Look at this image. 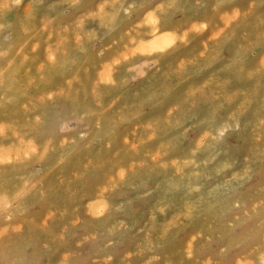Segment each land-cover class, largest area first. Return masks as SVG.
Masks as SVG:
<instances>
[{
	"label": "rangeland",
	"instance_id": "1",
	"mask_svg": "<svg viewBox=\"0 0 264 264\" xmlns=\"http://www.w3.org/2000/svg\"><path fill=\"white\" fill-rule=\"evenodd\" d=\"M132 2L24 0L0 12V194L17 188L30 194L11 220L0 216V229H9L4 242L30 264H59L64 253L73 264L257 259L264 245V164L254 165L251 180L242 176L246 156L260 159L252 128L264 89L234 61L242 57L250 69L264 55V43L242 47L259 32V5L215 48L204 47L210 34L204 33L168 52L188 37L176 32L192 23L199 30L194 22L204 19L215 28L222 13L247 9L250 0H180L161 31L158 17L144 15L159 0H136L125 16L120 6ZM181 59L193 64L184 75ZM207 77L205 86L215 81L229 93L260 94L239 131L197 154L204 138L192 150L195 137L213 123L210 96L185 105L186 136L164 124L158 134L157 125L169 105L184 101L187 91L195 94ZM125 136L138 154L127 150ZM117 162L128 167L98 193ZM193 177L199 183H191Z\"/></svg>",
	"mask_w": 264,
	"mask_h": 264
},
{
	"label": "clouds",
	"instance_id": "2",
	"mask_svg": "<svg viewBox=\"0 0 264 264\" xmlns=\"http://www.w3.org/2000/svg\"><path fill=\"white\" fill-rule=\"evenodd\" d=\"M179 3L180 0H159V2H154L152 7H146L144 11V15L154 14L156 17H158L159 30L161 31L163 25L165 24V17L169 14L171 10L175 9ZM23 4H24V0H0V12H6L10 9L21 7ZM258 5H259V19H260L259 32L256 34L255 39L249 40L248 44L242 47L248 48L255 45L257 42L264 43V0H250L249 7L247 9L234 7L233 9L222 13L220 17L222 24L216 25L215 28H213L209 20L204 19L194 22L201 25V28L199 30L193 31L192 30L193 23H192L190 26L184 29L183 32L174 31L178 34V36L183 35L185 31H187L188 37L186 40L178 39L176 45L173 48L169 49L168 52L174 49L175 47H177L181 43L185 45L188 44L190 42L189 38L191 36L203 35L204 33H210L207 40L204 42V47H205V43L207 42V44L211 48H215L220 44L222 40L230 39L231 36L234 34L236 27H239L242 23L248 20L249 17L255 15L257 13ZM141 6L143 7V5ZM120 7L123 10V14L125 16L130 17L136 9V0H133L132 3H129L127 7H125L124 5H121ZM214 8L215 10H218L219 4L215 5ZM221 29L223 31L219 39L218 40L212 39L213 33ZM181 60L187 61L185 64V68L183 70V75H184L185 73L188 72L190 66L193 64L191 62V59L189 60L181 59ZM181 60L177 62L176 68L174 70L175 74L180 72V70L178 69V65L180 64ZM234 65L237 67L238 71L246 74L248 79L257 80V78H259L258 82L260 83L261 88L264 89V55L260 57L259 61L253 68L250 69L247 68L243 62L242 57L234 61ZM156 66L157 65L155 63H152L150 65L151 69H153ZM208 79L209 77L205 78L198 85L194 86L196 88L195 94H191L189 91H187L184 101L169 105L165 110L162 120L159 121L157 125L158 134L161 124H164L178 128L179 134L181 136H186L188 132L191 130V124L184 123L181 120L182 113L185 110V105L189 103H194L200 96H205V95L210 96L215 104L212 113L213 123L210 126L205 127L199 133V135L195 137L192 150L197 149L199 141L201 140V138H204V144L198 148L197 154L211 147L213 144H218L222 142L230 133L239 131L242 127V124L247 123L243 120V118L247 115L248 112L253 111L255 109V106L257 104L256 96L260 94V90H257V92L253 94L229 93L226 90V88L220 87L215 81L205 86L204 82ZM121 85L122 84H118L116 88L120 87ZM260 104H261V111L256 119L255 125L252 128L254 141L257 145L260 146L259 149L260 159L254 160L250 156L245 157L247 166L244 170L242 177L243 179L246 180H251L253 178L255 172V167H254L255 164L257 163L264 164V95L261 96ZM226 106L228 107L226 108ZM169 109H173V111L169 113ZM217 114L220 115L217 116ZM103 115H104V109L102 107L101 111L98 112V116L102 118ZM123 144L126 146L128 151L137 153V150L132 147V144L129 141L128 136L124 137ZM142 146L143 145H140V151ZM170 148H171V143L169 150ZM106 149L109 151L111 150V140L107 142ZM191 155H193V152H191ZM145 160H148V164L152 165V161L149 156L145 155ZM103 163H110V161H104ZM103 163L100 165L101 167L103 166ZM204 163L207 164L209 163V161H205ZM121 167L127 168L128 164H124L123 162H117L113 164L110 174L105 178L104 182L99 187L98 193H100L101 189L105 185H110L109 177L117 176L118 170ZM196 170L198 171V169ZM130 172L133 171L130 169L129 173ZM199 174L201 175L200 172ZM199 177H193L191 183H199L198 182ZM124 181H118V183L120 184L123 183ZM185 187H187V190L189 192L190 184L188 183L187 185H185ZM108 192L109 191L105 193L106 197L108 196ZM197 192L198 191L193 190V193H197ZM18 193H19V188H17L11 194L7 192L0 194V216H4L7 219L11 220L15 215L16 210L21 207L23 201L30 195V194L19 195ZM4 194L7 195V199L3 198ZM230 194H231L230 191L226 192L225 197L228 198ZM260 201L262 202V206H264V196L261 197ZM15 230L21 231L22 224L17 225ZM8 231H9L8 228L0 229V264H30V262H28L27 260L10 253V251L8 250V246L4 242L5 237L8 235ZM254 251L257 250L254 249ZM258 253L259 254L257 259H248L245 257L235 262V264H264V245L260 246V248L258 249ZM63 256L59 264H73L71 255H69L68 259L66 260L63 259ZM158 260L159 259L152 261V264H157ZM110 262H111V258H109L108 264H110Z\"/></svg>",
	"mask_w": 264,
	"mask_h": 264
},
{
	"label": "bare ground",
	"instance_id": "3",
	"mask_svg": "<svg viewBox=\"0 0 264 264\" xmlns=\"http://www.w3.org/2000/svg\"><path fill=\"white\" fill-rule=\"evenodd\" d=\"M164 36H165V35H164ZM168 38H169V36L166 35V40H168ZM173 39H174V38H173ZM47 111H48V110H47ZM208 119H209V118H208ZM211 122H212V121H211ZM211 122H210V123H211ZM44 128H45V127H44ZM213 153H215V152H213ZM208 158H210V157H208ZM208 158H207V160H208ZM208 161H209V160H208ZM223 161H224V160H223ZM217 162H218V161H217ZM243 167H244V166H243ZM235 175H236V174H235ZM203 176H204V175H203ZM186 177H187V176H186ZM234 181H235V180H234ZM220 182H221V181H220ZM225 182H226V181H225ZM225 182H224V183H225ZM8 183H9V182H8ZM176 183H177V182H176ZM224 183H223V184H224ZM200 185H201V184H200ZM220 185H221V184H220ZM225 185H226V184H225ZM156 186H157V185H156ZM166 189H167V188H166ZM206 192H207V191H206ZM206 194H207V193H206ZM207 195H208V194H207ZM210 195H211V194H210ZM225 200H226V199H225ZM224 202H225V201H224ZM201 203H202V201H201ZM214 203H215V202H214ZM192 204H193V202H192ZM197 204H198V203H197ZM206 204H207V203H206ZM218 204H220V203H218ZM218 204H217V205H218ZM210 206H211V205H210ZM205 207H206V206H205ZM213 207H214V206H213ZM213 207H212V208H213ZM194 208H196V206H195ZM206 208H207V207H206ZM210 208H211V207H210ZM195 213H196V212H195ZM117 219H118V218H117ZM96 226H97V225H96Z\"/></svg>",
	"mask_w": 264,
	"mask_h": 264
}]
</instances>
